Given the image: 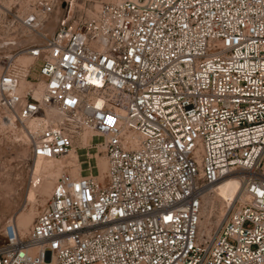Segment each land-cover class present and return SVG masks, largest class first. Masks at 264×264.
I'll list each match as a JSON object with an SVG mask.
<instances>
[{"label": "built area", "instance_id": "2783aa9c", "mask_svg": "<svg viewBox=\"0 0 264 264\" xmlns=\"http://www.w3.org/2000/svg\"><path fill=\"white\" fill-rule=\"evenodd\" d=\"M72 2L0 16V107L30 157L86 149L88 167H65L27 234L0 228V264H264V0Z\"/></svg>", "mask_w": 264, "mask_h": 264}, {"label": "rangeland", "instance_id": "374dc122", "mask_svg": "<svg viewBox=\"0 0 264 264\" xmlns=\"http://www.w3.org/2000/svg\"><path fill=\"white\" fill-rule=\"evenodd\" d=\"M35 0H0V16L5 10L10 9L13 14L21 13L28 8ZM74 12L85 13L92 10L93 6H98L102 2L113 0H72ZM3 18H0V33L4 32ZM53 23L49 25L51 29ZM13 32L0 37V55L7 54L12 48ZM11 48V49H10ZM8 112L0 107V228L9 220L16 223L22 234H27L37 212L44 206L52 188L54 180L66 168L76 162L75 160L60 157L55 161L47 162L41 171H37L34 166L40 158H32L29 155L27 139L24 135L25 126L19 122L8 124L4 120L9 116ZM5 122V123H4ZM101 138L94 137L92 143L101 142ZM86 149L78 152L79 161L82 168L87 167V158L84 155ZM89 159L92 174L103 172L105 169L102 154H96V149H90ZM78 160V159H77ZM76 168H74L75 170ZM264 170V164H263ZM32 178L37 181L36 186L30 184ZM217 198V197H216ZM216 198L214 199L216 202ZM219 205H215L214 209ZM216 219V216H213Z\"/></svg>", "mask_w": 264, "mask_h": 264}, {"label": "bare ground", "instance_id": "6f19581e", "mask_svg": "<svg viewBox=\"0 0 264 264\" xmlns=\"http://www.w3.org/2000/svg\"><path fill=\"white\" fill-rule=\"evenodd\" d=\"M56 19H57V15L55 16L54 20L52 21L53 24L56 21ZM47 29L51 30L52 28L50 29L48 27ZM3 120L7 123L9 122L8 124H12L13 128L16 127V126H14V123L16 121L12 115L6 116L5 119H2L1 121H3ZM29 125L31 128L34 127V125L31 123ZM24 135H25V133H24ZM25 137H26V135H25ZM75 156H76V162L69 165V166H73V169L74 168L77 169L78 165H79V161L77 160V158H78L77 154L72 151L67 156H65V159L67 158V159L72 160V161L75 160ZM36 158H40L39 161L34 166V168L37 171H41L42 168L44 167L45 163H47V162L52 163L51 161H55L54 159H45V158H41V157H36ZM104 163H105V161H104ZM64 167H66V165L60 166L59 168L61 169ZM236 188H237L236 180H234L233 178L227 177L221 183H219L217 186H215L211 193H208L206 195L207 206L205 207V209L202 212V219H201V226H202L203 230L205 231V233L209 232L211 226L214 225L219 220V218L225 213L226 203L233 196V194L236 191ZM50 192H51V190H50ZM215 198H216V202L214 200ZM217 202L219 203L220 208H218V213L216 214V219H213L214 207L217 204Z\"/></svg>", "mask_w": 264, "mask_h": 264}]
</instances>
